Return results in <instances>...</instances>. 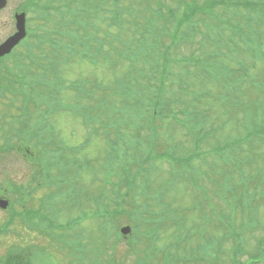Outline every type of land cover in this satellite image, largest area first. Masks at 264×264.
Listing matches in <instances>:
<instances>
[{
    "label": "rangeland",
    "instance_id": "374dc122",
    "mask_svg": "<svg viewBox=\"0 0 264 264\" xmlns=\"http://www.w3.org/2000/svg\"><path fill=\"white\" fill-rule=\"evenodd\" d=\"M148 1L158 8L165 6L162 2L157 3L156 0H138V6L142 7ZM65 2L74 4L73 0H65ZM79 2L80 0H77V3ZM19 4H21L19 0H10L11 13ZM172 5V11H174L178 3L174 0ZM60 6L66 5L60 3ZM232 12L239 19L249 16L250 20L245 25L253 27L240 30L235 23L222 25L213 22L210 29L212 38L205 43L200 40L203 33L197 32L190 39L193 43H188L186 49L181 47L176 51L175 47H172L175 57L181 58L188 55L190 57L185 58V65L177 67L181 77L177 78L175 83L176 87L181 88L179 90L177 88L176 91L181 95L173 99L178 106L172 105L170 108L185 107L187 101L183 95L196 98L198 100L195 99L193 102V108L197 109L195 115H198L199 119H184L185 116L180 115L184 119L180 121L172 114H169L165 120L158 119L155 153L151 150V144H146V140H138L135 134H132L130 139H134V142L130 143L127 140L129 145H124L125 150L121 151L120 157L123 158L128 153L130 158L129 153L134 154L135 143H141L138 156L145 162H140L143 169L139 168V164H130L132 172L130 179H127L122 172L123 163L118 164L114 161L109 166V155L116 146L102 131L91 133L88 137L89 128L82 125L80 118L66 111L51 116L50 121L55 126V132L49 136L61 140L60 146L63 144L67 147L76 146L77 155L80 158H89L78 173L80 176L74 180L78 184V190L74 189L75 207L66 200L68 189H65L61 197L62 201H59L51 211L53 217L58 216L59 222H65L70 216L84 220L75 226V231L73 227L68 229L72 230V234H82L83 240L77 250L73 251L69 246L61 245L62 233H48L50 236L48 239L46 235L36 232L35 228L29 229L16 219L9 226L7 233L0 234V260L5 262L10 255H14L10 249L20 244L23 248L27 246L30 250L37 251L33 257L34 264H264V251L259 253L257 246L259 241L264 240V173L260 171L264 160L262 142L264 140V18H254L256 14L254 11L251 15H246L237 10L235 12L232 8ZM55 13L53 15H56ZM137 15L139 17L143 15L140 8ZM8 21L6 13L0 16V41L14 29L12 22L8 24ZM206 21L207 17L202 16L197 22L206 23ZM73 23L72 31L85 29L83 18H78ZM39 27L41 30L47 28L42 22ZM234 32L237 36L231 37L235 35ZM258 32L257 39L255 34ZM120 33L130 39L125 35L126 32ZM247 33H252L253 36L247 37ZM20 49L17 48L15 52ZM50 52L51 50L46 48L45 53L50 54ZM240 58L254 60L256 66L252 68L254 63L251 62L252 66L248 75H245L244 70L235 72L232 77L237 86H229L226 71L220 69L218 65L222 62L235 63ZM64 64L60 66L58 73L62 72L61 77L65 79L66 84H71V80H75L78 75L85 74L87 71L106 77L108 82L113 78V73L108 67L106 72L101 71L102 68L95 69L90 65L87 68L88 64L75 59L73 61L66 59ZM38 68L40 72H44L41 67ZM39 69L35 70L38 72ZM130 69V58L123 57L122 91L123 96L128 98L132 97ZM185 77L187 80H182ZM243 79L245 82L241 83ZM47 80V77L43 78L42 83H47ZM54 86L53 83L52 88ZM7 95L8 100L0 103L2 112L6 110L3 104L14 98L11 93ZM63 100L71 101V94L63 93ZM84 101L88 100L84 99ZM12 102L18 105L20 100ZM166 108L169 109V103ZM10 110L2 115V117L6 116V120L8 115L11 118L16 114L17 107ZM30 110L36 112L32 108ZM183 113L190 115L188 110H184ZM109 115L108 110L107 116ZM30 120L39 123V114L33 115ZM198 123L202 125H197L202 129L196 134L197 138H201L200 144L191 138L187 130L190 125ZM256 124L260 129L256 135L257 142L263 147L256 144L248 151L251 144L244 143L242 150L244 155L229 156V161L237 166L247 157L257 158L253 164L243 165L247 182L242 184L239 183L242 176L239 179V172H236L239 169L234 168L235 171H232V167L228 168L225 165L222 156L218 157L214 154L222 152L220 144H227L230 146L223 151L225 157L235 142L249 138L246 132L257 130L253 127ZM95 127L92 125L91 129L96 130ZM123 128L124 132L121 133H125L124 138L129 139L127 135L131 130L125 124ZM48 129L52 131L49 127ZM148 132L145 130L143 135ZM2 133L0 131V135ZM85 140L86 146H82L81 143ZM166 144L177 145L179 155H187L191 160L189 163L196 166L195 171L188 170L184 174L181 168L170 171L171 164L168 159H155L154 154L164 150ZM198 146L199 149L195 152ZM31 149L34 150V146ZM210 151L214 154H204ZM75 154H66L67 159L76 161ZM201 154L205 156L204 159L208 158L205 162L210 164L206 165L203 162L202 157H199ZM33 166L27 160L25 163L13 157L11 153L5 154L0 161V178L10 176L33 186L38 177L37 175L35 178L36 168ZM229 171H232L231 174ZM55 176L58 177L57 174ZM69 180L68 177L67 181ZM231 181H235V184L232 185ZM57 182L59 186H62L59 177ZM130 184L131 202L136 203L139 216L134 220L135 222L123 215L121 218L113 216L110 208L114 203L111 196H114L115 192L129 190ZM7 186L10 188L11 184L8 183ZM46 192V189L37 190L34 198L28 200L26 204L36 206L38 198ZM57 200L55 199V202ZM60 206L64 209L58 211ZM128 207L130 209V205ZM43 213L47 214L44 208ZM168 215L171 221L181 222L180 225L170 223ZM8 217V212L0 211V224H5ZM133 222L137 229H144L146 226L148 229L156 226L163 227L160 232L153 233L152 237L142 240L137 249L140 257H137V253L133 252L128 244L131 238L125 237L117 245L114 236V233H118L116 228L120 229L121 226ZM69 234L68 240L72 244L74 240L71 238V233ZM134 241L137 242V240ZM27 258L30 259L29 256Z\"/></svg>",
    "mask_w": 264,
    "mask_h": 264
},
{
    "label": "trees",
    "instance_id": "16d2710c",
    "mask_svg": "<svg viewBox=\"0 0 264 264\" xmlns=\"http://www.w3.org/2000/svg\"><path fill=\"white\" fill-rule=\"evenodd\" d=\"M89 1L92 3L93 0ZM211 1L214 0H206L207 3ZM115 2L117 3V5L114 11L117 20L130 26L131 32L134 34V36L138 34V44H136L135 40V46L129 47L130 43L125 46V44H127V41H116L117 37L108 31L110 25L98 24L96 22L92 23V25H87L88 29H73L78 34L72 35L73 33H70L71 38L73 37L74 39L78 40V43H74V45L73 41L72 44H70L69 42L67 44H63L64 42H66L65 40L69 41L68 38L62 39L60 36L54 35L53 41L48 37V33H51L50 30L61 36L64 35L65 31L62 30L63 27L51 26V29L44 31L46 33H41L36 37L39 40V43H50L57 50H64L71 47L75 53L80 54L86 58L93 60L98 58V60H96L97 62L105 63V65L109 64L111 65L112 69L116 68V65L112 64L115 60H123V57L133 56V65L131 68L135 71L136 75L131 76V82L135 80V84L138 86V88H135V90L139 92V98L142 103H139V108L136 106L132 109V111L138 108V111L134 112L136 117L147 118L152 116L153 118H155L158 115L156 110L164 105L166 100H169L165 96L166 89L173 88V90H176L178 88L179 90L181 88L176 87L175 83V80L177 78H180L181 75L175 77L170 76V73L165 70L166 62L170 60V57H168L169 53L172 52V47L170 46V44H168V42L177 40L180 34L184 31V27H189L192 31H195L200 26H203V24H205L207 26L203 27L207 30V33L210 34V29L213 21L207 18L206 23L202 24L197 22L198 19L204 16L202 12H204L205 5L200 6L199 4H197L196 0H177L178 6H180V10H178V7L176 8V12L178 10V16H175L176 13L172 14V20L168 21L164 28H161L162 26L160 25L166 23V21L162 23L159 18L156 17V15L152 14V11L149 12L147 9H150L151 6H149L147 3L140 7L138 6V0H114V3ZM261 5L264 4L261 3ZM259 6L260 3L254 0H250L249 5L247 6L243 14L251 15V9ZM139 8L141 9V12L143 14L141 17L144 16V20L142 21L144 24L141 23L140 25L139 22L136 21L137 19H133L135 12L138 11ZM210 12H214V9L208 11L207 13ZM95 14L96 11L92 14H86L87 16H84L85 24H89L91 20L96 21ZM219 15L221 14H217L216 16ZM137 17L139 18L138 15ZM177 20L178 23H176ZM235 20L237 21V26L240 27V30H244L245 27H253L250 25H245V23L250 20L249 16L242 17L241 19L236 16ZM60 23L62 22L60 21ZM183 24L186 26H184ZM90 26L99 29L93 30ZM224 28H226V26ZM160 29L164 30V41H162V44L157 43V41L159 40L158 33ZM258 34L259 32L255 34L257 39ZM252 36V33H247V37ZM211 38L212 37H208V39ZM212 44L213 43H211V46ZM140 59H146L148 67L145 66L144 69H151V75L145 73L139 74V70L143 68V64L138 65V61ZM157 60H159L160 62H165L164 69H160L162 65ZM237 63L240 66H243L244 64L242 60L237 61ZM182 80L185 81V78H183ZM112 83L114 87L117 86V82L112 81ZM144 87H147L148 89L145 90ZM149 93L154 94L157 97V101L149 99ZM174 93H176L177 95L179 94L177 91H175ZM21 94L23 96V101H32L33 98L28 91H21ZM124 104L127 105L125 112L130 113L131 110L128 102L125 101L124 103H121L120 106L123 107ZM129 104H131V102ZM116 105L117 104L115 102L113 104L104 103V112L99 116L100 120H105L107 122H117V120H119V122H132L134 123L136 129L138 130V134L140 135L142 132L140 129L143 128L142 123H137L124 114L119 115L115 110V108H117ZM147 107H149L150 109L148 110ZM108 110L110 111L109 117L107 116ZM116 124L120 125L122 123ZM116 124L113 126L115 127ZM102 125L104 126V124ZM109 138L111 141L113 140L111 136H109Z\"/></svg>",
    "mask_w": 264,
    "mask_h": 264
},
{
    "label": "water",
    "instance_id": "95a60500",
    "mask_svg": "<svg viewBox=\"0 0 264 264\" xmlns=\"http://www.w3.org/2000/svg\"><path fill=\"white\" fill-rule=\"evenodd\" d=\"M21 26V25H19ZM25 30L21 27V31L17 32L14 36L10 37L0 48V53L4 54L6 52H9L12 47L17 44L20 39L24 36ZM0 54V55H1Z\"/></svg>",
    "mask_w": 264,
    "mask_h": 264
},
{
    "label": "flooded vegetation",
    "instance_id": "af4514ba",
    "mask_svg": "<svg viewBox=\"0 0 264 264\" xmlns=\"http://www.w3.org/2000/svg\"><path fill=\"white\" fill-rule=\"evenodd\" d=\"M7 14V16H8V24H11V22H10V15H9V10L5 7V8H0V16L1 15H4V14ZM6 23V22H5ZM10 35V33H8L7 35H6V37L7 36H9ZM6 37H4L1 41H0V44L6 39ZM5 57L6 56H3V57H0V61L1 60H4L5 59ZM8 259H10L12 262H13V264H16L17 263V260H20V262L22 263V264H24V257L23 256H19V258L17 259H11L10 257H8Z\"/></svg>",
    "mask_w": 264,
    "mask_h": 264
}]
</instances>
